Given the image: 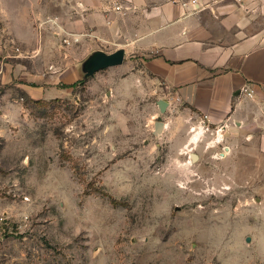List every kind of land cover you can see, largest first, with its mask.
I'll list each match as a JSON object with an SVG mask.
<instances>
[{"label": "rangeland", "instance_id": "374dc122", "mask_svg": "<svg viewBox=\"0 0 264 264\" xmlns=\"http://www.w3.org/2000/svg\"><path fill=\"white\" fill-rule=\"evenodd\" d=\"M81 17L75 0H0V264H264V131L221 134L140 93L127 36ZM124 48L123 66L73 75Z\"/></svg>", "mask_w": 264, "mask_h": 264}, {"label": "crops", "instance_id": "0c3cea01", "mask_svg": "<svg viewBox=\"0 0 264 264\" xmlns=\"http://www.w3.org/2000/svg\"><path fill=\"white\" fill-rule=\"evenodd\" d=\"M75 8L80 32L127 36L122 47L134 49L140 65L122 80L140 93L170 96L181 116L221 134L264 131V0H75ZM82 74L83 67L73 75Z\"/></svg>", "mask_w": 264, "mask_h": 264}, {"label": "water", "instance_id": "95a60500", "mask_svg": "<svg viewBox=\"0 0 264 264\" xmlns=\"http://www.w3.org/2000/svg\"><path fill=\"white\" fill-rule=\"evenodd\" d=\"M125 59V51L120 49L112 54H107L104 51H96L92 53L83 63V71L86 77L93 76L96 72L110 68L116 67L123 64ZM158 106L161 112H165L168 107V102L164 100L158 101ZM154 134H159L164 131V122H155ZM193 158L196 159L197 156L192 154Z\"/></svg>", "mask_w": 264, "mask_h": 264}, {"label": "built area", "instance_id": "2783aa9c", "mask_svg": "<svg viewBox=\"0 0 264 264\" xmlns=\"http://www.w3.org/2000/svg\"><path fill=\"white\" fill-rule=\"evenodd\" d=\"M185 5V4H184ZM121 9V7H117V10H120Z\"/></svg>", "mask_w": 264, "mask_h": 264}, {"label": "trees", "instance_id": "16d2710c", "mask_svg": "<svg viewBox=\"0 0 264 264\" xmlns=\"http://www.w3.org/2000/svg\"><path fill=\"white\" fill-rule=\"evenodd\" d=\"M71 87H73V86H71Z\"/></svg>", "mask_w": 264, "mask_h": 264}, {"label": "bare ground", "instance_id": "6f19581e", "mask_svg": "<svg viewBox=\"0 0 264 264\" xmlns=\"http://www.w3.org/2000/svg\"><path fill=\"white\" fill-rule=\"evenodd\" d=\"M195 139V138H194Z\"/></svg>", "mask_w": 264, "mask_h": 264}]
</instances>
